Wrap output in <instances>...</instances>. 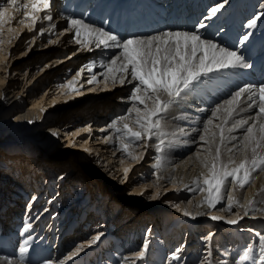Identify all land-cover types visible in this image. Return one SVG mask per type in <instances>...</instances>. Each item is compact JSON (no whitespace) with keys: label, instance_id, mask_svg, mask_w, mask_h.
<instances>
[{"label":"bare ground","instance_id":"6f19581e","mask_svg":"<svg viewBox=\"0 0 264 264\" xmlns=\"http://www.w3.org/2000/svg\"><path fill=\"white\" fill-rule=\"evenodd\" d=\"M131 1L133 0H51V8L47 13L57 14L56 12L59 10L64 13L65 17L57 15V19L66 24L63 30L65 35L59 41L57 40L58 36L55 35L52 41L47 42L49 50H51H47L51 52L48 65L33 64L31 67L27 66L25 74L28 70L29 74L26 79L23 78L24 82L19 91L15 90L17 81L7 79L8 66L13 67L11 69L14 70L18 67L16 66L17 63H14L13 59L8 56V52L11 46L15 45L14 41L17 36L21 35L22 28L26 24L32 26V23L31 20L19 22L21 27L16 25L15 28L12 24L18 16L22 15L19 14L20 11H23L20 8L21 5L17 4L15 7L11 5L1 6L7 7L8 11L5 15L6 22L0 29V152L5 158L10 157L8 154L7 157L5 155L9 149L11 151L24 150V153H27L25 150L29 147L28 142L33 141L39 146L41 144L42 148L40 146V148L34 149L38 153L31 156L32 161L24 159L29 165L21 166L23 163L11 165L10 163L6 169L3 166L0 168L2 169L0 170V264H91L90 258L91 260L93 258L89 257V253L97 248L96 255L106 251V256L102 258L100 264H162V258L165 254L169 255L165 264H264V261L260 259L262 248H264V245L260 243V236H264V171H258L254 174L256 178L250 186L241 189L233 184L230 189H225L226 196L232 195L245 205V207H239L233 204L231 210H228L226 200L220 201L214 208L209 209L206 203H201L206 192L200 191L194 183L201 172H207V169L202 167L200 158L197 157V153H200L201 157H208V153L205 151L207 145L199 140L203 122L210 117L212 109L217 104L229 99L230 95L240 88L237 82L240 80L238 70H235V75L230 80L223 77L224 69H221L196 82L193 88L171 105L163 115L159 129L162 135L153 136L151 140L145 139L130 143L129 151H131L132 156L122 150L120 143L122 134L109 128V124L120 116H128L127 109L132 107V101L129 97L135 81H126L121 84L117 80V84L124 87L121 88L116 97L95 100L89 103L88 110H83L86 107H82L79 111L84 112L85 117L79 111L78 114L83 117L80 123L86 122L84 127L79 126L80 123H76L71 118L64 125L60 124L61 120L57 124H52L55 118L51 113H54V110H63L65 105L68 106L73 101L86 100L88 97L85 96L90 94L96 84L102 85L101 90L108 89L106 87L113 85L112 82L104 79L102 73L105 72V68L101 67V63H107L111 56L120 51L115 48H96V60L92 59L88 64L94 62L97 65L98 73L96 76H99L97 77L99 82L89 84L87 83L88 80H83L85 77L92 76L95 71H90L91 75L84 74L80 81H77L78 77L75 76L64 79L60 76L59 71H54L52 68L75 66L78 52H80V50H72L70 55L66 56L62 53L72 36L75 41L74 32L69 31V18L82 19L85 23L103 27L105 31L111 32L109 24L112 19L108 14L107 6L125 7ZM144 1L149 3L152 0ZM160 1L169 5L171 10L174 9L177 2L182 5L189 1L193 8L201 6L202 3L205 5L209 3L210 9L223 5L215 14H212L211 10L207 13L206 19L201 23L204 25L205 31L217 18H224L230 22L241 13L245 18V35L249 37L248 40L243 39L242 45L252 44L258 38L259 40L262 37L264 39V0H158V2ZM16 8L18 10L15 12ZM29 11H31L30 8ZM17 14L18 16L12 19ZM250 20H255L256 23L250 25ZM198 30L196 31L197 34L203 39L213 40L218 45L225 47L217 40L206 38L204 33ZM222 30L227 31V28ZM169 31L191 32L193 30ZM13 32V39H9V34ZM68 33L70 35H66ZM117 35L124 38L120 34ZM30 48L31 46L21 52L19 58L27 55ZM251 61L246 62L244 60V63L250 65ZM85 66H81V68ZM54 75L57 77L53 80ZM63 79L64 81H62ZM43 80L45 82L50 81L39 94V90L35 91L33 86L35 87ZM70 80H74L75 84L70 86L68 84ZM81 82L82 85L78 86ZM31 85L33 86L30 88ZM85 85L88 86L84 87ZM74 88L78 90H73ZM23 90L27 91L26 95L30 101L29 105L26 106L22 104L23 99L18 98L19 94L24 93ZM244 96L247 97L248 94L245 93ZM110 101V106L106 108ZM248 102L245 99L241 105L244 110L239 113L237 118L247 119L250 116H255L257 109L247 108ZM97 105L99 106L97 107ZM74 110L76 111L75 108ZM89 111L93 113L90 115L94 117L92 120L96 119L98 125L100 124L97 134H99L101 141H94L98 144L92 146L91 143L88 144L89 138L81 135L87 130L89 125L87 123H90L87 121ZM97 112L103 113L104 117L96 118ZM133 120L134 116H128L126 122L132 125ZM57 127L62 129L64 134L70 136L69 139H74V149L77 150L74 152L77 153L74 156H77L78 160H82V163L88 161L92 165L96 162L97 165L98 160L103 157L99 162L102 164L100 167L103 168L106 165L105 173L111 178L116 177L118 172L126 176L131 169L133 171L137 169L141 174L139 177H137L138 174L133 177L132 182L135 185L128 193L135 194L139 198L141 194L145 196L149 189H153L154 192L149 200L166 194L172 199V202L167 203L171 200L166 199L165 203H172L173 205L163 209L161 212L164 213H161L124 203L113 207L107 206L105 203L99 205L96 200H89L88 203L82 204L83 195L87 196L92 193L90 189L86 191L91 176L82 172L80 179H77L78 176H74L75 167H67L71 158L60 161L41 156L44 154L43 150L46 151L45 146L48 145L45 144L46 141H53L58 138ZM8 128L10 129L9 132L6 130ZM242 134V129L232 133L237 137L242 136ZM27 139L30 141L22 144L14 143L21 140L27 141ZM158 140L164 141L161 146L162 151H158V146H160ZM125 143H129V141L125 139ZM233 143L238 144V141ZM87 145L93 148V152L106 148V152L109 151L110 155L101 152L98 157H91L88 151L82 155L79 148L84 150L83 147ZM146 147H149L150 151L144 156ZM227 147H231V144L223 149L225 162L230 155L238 162L240 154L238 152L229 153ZM133 156L136 158L133 159ZM115 157H119L117 162ZM158 157L161 158L159 168L156 167ZM11 158L23 160L25 157L14 155ZM143 158L145 159L141 162ZM140 162L142 165H139ZM53 164L57 166L52 167ZM125 169L128 171L125 172ZM53 172L55 174L59 172L56 179L55 176L53 177ZM79 181L81 186L77 189L75 184ZM126 185L125 183L123 186H129ZM53 190L56 191L55 194ZM28 191L33 194L30 195V203L25 213L26 221L17 226L14 222L17 219L14 218L21 216L23 197H27ZM67 191H69V195L66 194ZM48 193H50L48 203H44L45 194ZM67 195L68 199H66ZM111 195L109 193L108 197L110 198ZM91 196L93 199H97L96 196ZM253 199L256 201L254 210L248 209V201ZM81 204L84 206L81 209H85H83L82 214L73 218V214L79 211ZM39 205L42 208L35 214L34 211L38 209ZM55 206L58 208L49 219L50 212ZM185 211L192 213V215L185 217L181 216L186 218L184 221H188L187 225L182 222L178 225L177 222L168 219L165 215H170L169 212L177 215L185 213ZM246 211L247 214H245ZM197 213L201 214L197 215ZM212 216H222L224 219L213 220ZM4 219L8 223L6 226H10L8 227L11 228L10 230L1 228ZM229 220H236L237 223L230 224L227 222ZM12 223H15L13 227H11ZM27 225H31V227H26ZM32 225L36 228H39L37 225H45L44 231L48 232L49 236L55 233L59 241L51 246L45 245L46 240H41L35 244L38 237L29 239L30 232L36 230ZM110 225H114L116 231H111V228L108 227ZM145 225L149 226L146 233L143 232ZM57 227H59L58 230ZM167 229L171 230L168 231ZM183 232H185V237L184 243L181 245L179 240L183 237ZM66 233L69 234V237H66V240H60V237ZM97 236H99L98 240L95 239ZM56 237L54 242L57 240ZM208 237H211V240L207 239ZM25 240L28 241L27 244L24 243ZM75 240L78 241L74 248H65L69 242ZM141 240L144 241L140 246ZM151 241L154 242L155 246H151ZM145 243L148 245L146 250L144 249ZM174 245H177L176 250H174ZM53 246L54 251L50 252V248ZM58 248L66 249V256L61 257L62 253H60L56 257ZM77 249H79L78 252ZM140 251H145V256L138 259L136 253ZM189 253H193L192 258L188 259L187 262H181L183 256ZM245 253L248 254V259H243ZM176 256L179 258L176 259ZM199 260L200 262H198Z\"/></svg>","mask_w":264,"mask_h":264},{"label":"snow or ice","instance_id":"6c2138e0","mask_svg":"<svg viewBox=\"0 0 264 264\" xmlns=\"http://www.w3.org/2000/svg\"><path fill=\"white\" fill-rule=\"evenodd\" d=\"M6 4L15 7L18 0H6ZM21 7L23 19L20 23L31 20L32 25L35 26L42 19L38 14L50 10L51 0H24ZM221 7L223 5L212 8V14L218 12ZM7 11V7H0V29L6 22ZM12 19L15 17L13 16ZM43 19L51 21L52 16L45 15ZM69 23V31L74 32L75 43L78 45L88 49L94 45L96 48L120 50L118 54L111 56L107 63H101V67L105 68V72L102 73L105 80L112 83L119 80L121 84L126 81L136 82L129 97L132 107L127 109L128 116H134L132 125L126 122L128 116H120L109 124V128L122 134L120 140L122 150L129 156H132L129 151L131 142L151 140L153 136L162 135L159 129L163 115L201 78L209 76L214 71L230 67H251L244 63V58L237 51L222 47L213 40L203 39L196 31H161L154 35L121 38L114 32L85 23L82 19L69 18ZM255 23V20L249 21L250 25ZM200 27L204 25L201 24ZM248 38L247 35L243 37L244 40ZM92 66L94 62L85 67L91 69ZM95 82L99 81L96 74H93L87 83ZM68 84L71 86L75 84V81L70 80ZM245 93L248 94L247 97L244 96ZM245 99L249 101L247 108L257 109L255 116L247 119L237 118L244 110L241 105ZM241 129L242 136L232 135L233 132ZM125 139L129 143H125ZM199 140L207 145L205 151L208 153L207 158L197 153L202 167L207 169V172H201L194 181L200 191L206 192L201 203H206L209 209L214 208L222 200L227 201L228 210H231L233 204L245 207L232 195L226 196L225 189H230L233 184L241 189L250 186L256 178L254 174L264 171V83L259 86L245 84L231 94L229 99L217 104L212 109L210 117L203 122ZM236 141L238 144L233 143ZM163 144L164 141L160 140L158 151L163 150L161 147ZM228 144H231V147H227L229 153L240 154L238 162L231 155L225 162L223 149ZM160 166L161 158L158 157L156 167ZM127 171L125 169V172ZM255 203L254 199L249 200L247 208L254 210ZM184 214L192 215L187 211ZM200 214L197 213V215ZM211 218L224 219L222 216ZM227 222L237 223L236 220ZM26 227L30 228L31 225ZM95 239L98 240L99 236ZM207 239L211 240V237ZM24 243L27 244L28 241L25 240ZM260 243L264 245V236H260ZM147 247L145 243L144 249L146 250ZM144 256L145 251L136 253L138 259ZM248 258V254L245 253L243 259ZM260 259L264 261V248H262Z\"/></svg>","mask_w":264,"mask_h":264},{"label":"rangeland","instance_id":"374dc122","mask_svg":"<svg viewBox=\"0 0 264 264\" xmlns=\"http://www.w3.org/2000/svg\"><path fill=\"white\" fill-rule=\"evenodd\" d=\"M23 3H24V0H18V4L22 5ZM2 5H7L6 0H0V7ZM20 8L23 9L22 7H20ZM17 10H18V8L15 9V12ZM19 14H22V15L18 16V14H17L14 16V17L18 16L16 21L13 23L14 25L11 23L12 26H15V28H16V25H17V27H21V24H19V22L21 21V19H23V11H20ZM11 15H14V14L11 13ZM38 15H40L42 17V19L40 21H38L35 26H33V25L28 26L26 24L22 28L23 31L21 32V35L19 34L17 36V39L14 41L15 45L11 46V48L9 49V52H8V56L13 59L12 61L14 63H17L16 66H18V67L16 70H14V69H11L13 67L8 66L7 79H10L12 81H17V83L15 85V90H18V91H19V89H21V85L24 82L23 78L26 79L28 77L29 70L25 74L27 66L29 65L31 67L33 64L38 65V66H41V64L48 65V60L50 59V56H51V52H48V51H51V50H49L50 48L48 47L47 44L49 43L50 40L51 41L53 40V37H55V35L58 36V38H57L58 41L61 38H63L65 35V31H63V30H64V27L66 24L61 23V21L59 19H57V14H54L52 12L49 14L47 12H41ZM45 15H51L52 16V20L50 21V23H48L49 20L43 19V17ZM40 24H42V25H40ZM53 25H54V27H53ZM26 30H27V32H26ZM6 32H4V33H6ZM12 34H14V32L9 34V39L12 38ZM66 35H70V34L68 33ZM68 42H69V44L63 48L62 53L64 56H66V55H70V52L72 50H80V52H78V55H77V60H76L77 64L75 66H72V67L64 66V67H54L52 69H54V71H59L60 76L64 77V79L71 78L72 76L78 77L77 81H80L84 74L91 75L90 71H95L94 74H97L98 70H97V65H95V64H94V66L91 67V69H89L88 67L81 68V66L89 65L88 62L92 61V59L94 61L96 60V53H97L96 47H91V49L82 47L81 45H78L77 43H75V41L73 40V36L71 37V40H69ZM29 46H31V48L28 51V54L25 55L23 58H19L20 53L27 50ZM82 69H83V71H81ZM22 72H23V74H22ZM55 77H57V76L54 75L52 77L53 80ZM97 77H99V76H97ZM64 79L62 81H64ZM89 79H91V76L85 77L83 80L87 81ZM49 81L50 80L45 82V80H43V82L41 81L39 84H36L35 87L33 85H31L30 88L33 86V88H35V91L39 90V94H40L41 91L44 90L45 87H47V84L49 83ZM80 85H82V82L78 86H80ZM88 85H85L84 87H87ZM27 86L25 87V89L27 88ZM123 87L124 86L117 84V82H115V83H113L112 86L106 87L108 89L101 90L102 85L96 84L95 87L92 88V90L90 91V94H87V96H85V97H88L86 100L73 101V102L69 103V105H68L69 107L64 104L65 106L64 107L62 106L63 110H60V109L54 110V113H51V115H53V118H55V120L53 121L52 124H57L61 120L60 124L64 125V123L69 121L70 118L74 119V121L76 123H80L82 121V118L85 117V114H83L84 112L79 111L82 109V107L85 106L86 108L83 110H88L89 108L87 109V106H89V103H92L95 100L97 101L98 99H106V98L110 99V98L116 97L119 94L121 88H123ZM45 92H47V91H45ZM26 93H27V91H24V93H21L18 95V98L20 100L23 99L22 104L24 106L29 105V103H30ZM110 104H111V101L109 103H107L106 108H108L110 106ZM90 106H91V104H90ZM98 106L99 105H97V107ZM74 108L76 109V111L74 110ZM78 111L80 113H82L83 117H81L78 114ZM88 114H89V117H88L89 119H87V121L90 123H87V124H89L88 127L86 128L87 130L85 132H83L81 135L83 137L89 138L88 144L91 143V146L97 145L98 143H95L94 141H101V139L99 138L100 137L99 134H97L98 133L97 129L100 128V124L98 125L96 119L92 120V118H94L93 116H90L91 114H93L92 111H89ZM97 115H99V116H97ZM95 117L96 118L97 117L103 118L104 116H103V113L97 112L95 114ZM85 123L86 122H84V123L82 122L78 125L84 127V125H86ZM57 128H58V138H56L53 141L52 140L46 141L45 144H48V145L45 146L46 151L43 150L44 154H42L41 156H46V157L53 158L55 160H60V161L61 160L62 161L67 160L66 158H71V160H69V162L67 164V167L68 168L75 167L74 168L75 169L74 176L76 177V175H77L78 176V177H76L77 179L78 178L80 179L82 172L87 173L88 175L91 176L90 181L87 184L86 191H88V189L92 190V193H90V194L93 196H96L97 199H93V197L88 192V194L90 196L89 195L86 196L84 194L83 195L84 199H83L82 204L88 203L89 200H96V202L99 205H101V203H105V204H107V206H113V207H116L118 205L120 206V203L121 204L124 203V204H129L132 206H136L138 208L151 209V211L154 210L156 212H161L163 209H166L168 206L173 205L172 203L167 204L169 202H172V199L170 197H168V195L166 196V194H161L159 196V198L157 197L156 199L149 200L150 196L154 192L153 189H149L148 194L145 196H144V194H141L139 198L135 194L133 195V194L128 193L131 190V188L135 185L132 182L133 177L137 174H138L137 177H139L141 174V172H139L137 169H135L134 171H133V169H131L126 176L123 173L121 174L120 172H118L116 177L111 178V177H109V175H107V173H105L106 165L103 168L100 167L102 164H99V162L103 157L100 160H98L97 165H96V162L92 165H90V163L88 161L87 162L85 161L84 163H82V160H78V158H76L77 156H74V154H77V153H74L75 151H77L74 149V145H75L74 139H69L70 136L64 134L63 130L60 129L59 127H57ZM6 130L8 132L10 131L9 128ZM102 131H104V130L102 129ZM62 133H63V135H62ZM28 141H30V140L29 139H27V141L21 140L19 142L15 141L14 143L22 144V143L28 142ZM28 145H29L28 149L25 150V151H27V153H24V150L22 151V150L16 149V150L11 151V149H9V151H7V153L5 154L6 157H7V154L10 155V157H7L8 159L5 158L4 156H2L1 152H0V166H1L0 168H2V166H3L4 169H6L10 163H11V165H13V163H16V164L23 163V164H21V166L29 165V163H27V161H32L31 156H34L38 153L34 149L38 148V147L40 148V146L42 148V145L40 144V146H39L34 141L28 142ZM158 145H160V140H158ZM89 146L90 145L83 147L84 150L79 148V152H82V155H85L86 152L88 151L89 152L88 154H90L91 157H93V156L98 157L101 152H104V153H107V155H110L109 151L106 152V148L93 152V148H90ZM102 148H104V147H102ZM148 148L149 147L145 148L144 156L149 153L150 150ZM8 152H10V153H8ZM14 155H17L19 157H20V155H23L25 158H23V160H19V159L14 160V158H11ZM119 157H115L116 162L118 161ZM24 159H26L27 161H25ZM144 159L145 158H143L141 160V162ZM24 161H25V163H24ZM93 161H94V159H93ZM141 162L139 165H142ZM56 166H57L56 164L55 165L53 164L52 167H56ZM0 170H2V169H0ZM61 170H63V169H61ZM58 173L59 172H57V174ZM57 174H55L53 172V177L55 176V179L57 177L56 176ZM145 175H147V174H145ZM130 176H131V178H130ZM128 179H129V181H128ZM125 183L129 186L128 187L123 186ZM80 186H81L80 181L75 184V188L80 187ZM101 189H103V190H101ZM104 191H106V192L104 193ZM53 193L55 194L56 191L53 190ZM68 193H69V191L66 192V194H68ZM109 193L112 194L110 198L108 197ZM32 194H33L32 192L28 191L27 197H23V203L21 205V206H23V209L20 211L21 216L14 218V219H17V220H14V222H16L17 226L26 221L24 217L26 216L25 213H26L28 204L30 203V195H32ZM49 195H50V193L45 194V198L43 200L44 203H48ZM68 195L66 196V199H68ZM166 199L171 200V201L167 200L168 202L165 203ZM155 203H157V204H155ZM82 204L80 206L79 211L76 212L75 214H73V218H76L78 214H82L83 209H85V208L81 209L82 207H84ZM41 208H42V206L39 205L38 209L35 210L34 213L36 214L38 211L41 210ZM57 208H58V206H55L53 208V210L50 212V215L48 217L49 219L51 218V215L56 212ZM31 209H32V207H31ZM128 211H132V210H128ZM161 213H164V212H161ZM169 214L170 215L165 214L166 217L170 220L177 222L178 225H180L182 223H185L186 225L188 224L187 223L188 221H184V219H186V218H183L186 216L184 213L173 215L172 213L169 212ZM181 216H183V217H181ZM29 217H31V216H29ZM85 218H86V216H85ZM30 219H28V220H30ZM177 223H175V224L177 225ZM7 224H8L7 221L4 219L3 225L1 226V228L10 230L11 228H8L10 226L7 227L6 226ZM14 224L15 223H12L11 227H13ZM90 224H89V226H90ZM73 225L75 226V223ZM32 226L36 230L34 232H30L31 234L29 236V239H33V238L38 237L35 240V244H37L41 240H46L45 245L51 246L52 244H56L59 241L57 239L55 233L53 235L49 236V233L44 231L45 225H41V226L37 225L39 228H36L34 225H32ZM47 227H48V225H47ZM108 227L111 228L110 229L111 231L112 230H113V232L116 231L114 225H110ZM58 228L59 227H57V230H58ZM148 229H149V226L145 225L143 232L146 233L148 231ZM185 232H183L184 233L183 237L179 240L180 241L179 243H181V245H183V243H184L183 241H184V237H185ZM205 232H207V231H205ZM90 234H88V236ZM55 237L57 239L56 242H54ZM66 237H69L68 233L63 234L60 237V240H62V239L66 240ZM77 241L78 240L69 242V244L66 245L65 248L66 249L74 248L77 245L76 244ZM143 241L144 240L140 241V246L142 245ZM140 246H139V249H140ZM151 246H155L153 241H151ZM173 247H174V250H176L177 245H174ZM66 249L63 250L61 248H58L57 249L58 251L56 252L57 253L56 257H58L60 253H62L61 257L66 256V252H67ZM141 249H142V247H141ZM52 251H54V246L50 248V252H52ZM97 251H98V248L95 249L94 251H92L91 253H89V257L93 258V260H91V258H90L91 264H100L102 258L104 256H106V251L104 253L100 252L99 255H96ZM168 256L169 255H167L165 257V255H164V257L162 258V264H165V260L167 261L169 258ZM192 256H193V253H189L188 255L183 256V258L181 259V262L183 261V263H184L186 260L188 261V259H191ZM198 262H200V260Z\"/></svg>","mask_w":264,"mask_h":264}]
</instances>
